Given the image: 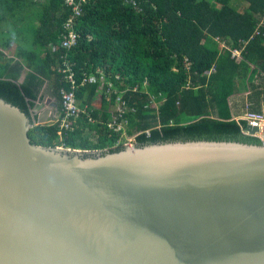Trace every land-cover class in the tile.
<instances>
[{"label": "water", "instance_id": "water-1", "mask_svg": "<svg viewBox=\"0 0 264 264\" xmlns=\"http://www.w3.org/2000/svg\"><path fill=\"white\" fill-rule=\"evenodd\" d=\"M43 101L35 119L0 98V264H264L262 128L244 130L260 145L44 148Z\"/></svg>", "mask_w": 264, "mask_h": 264}, {"label": "trees", "instance_id": "trees-1", "mask_svg": "<svg viewBox=\"0 0 264 264\" xmlns=\"http://www.w3.org/2000/svg\"><path fill=\"white\" fill-rule=\"evenodd\" d=\"M28 1L0 0V12L22 3L28 15L19 21L33 16L39 23L35 32L41 57L30 63L23 84L18 83L23 65L0 64V98L37 119L34 109L41 91L47 81L52 83L50 97L58 104L60 117L32 128L33 145L122 150L118 147L122 135L107 127L115 94L110 99L102 95L96 103L108 82L122 93L127 106L125 134L138 146L180 141L261 144L244 134L247 123L235 118L230 100L237 93L239 78L264 72V27H258L257 19L264 14V0H134L143 8L141 13L123 0H86L75 24L78 46L68 52L48 49L59 48L64 23L72 14L65 0ZM7 43L11 45L10 40ZM235 50H242L241 62L233 58ZM20 53L21 59L35 58L24 49ZM62 55L74 64L80 83L85 76L96 79L77 91L80 105L90 107L95 122L82 116L74 131L60 128V91L68 88L58 72ZM212 68L215 71L208 74ZM151 97L156 98L158 109L151 106ZM89 132L97 135L96 142L86 136Z\"/></svg>", "mask_w": 264, "mask_h": 264}, {"label": "built area", "instance_id": "built-area-1", "mask_svg": "<svg viewBox=\"0 0 264 264\" xmlns=\"http://www.w3.org/2000/svg\"><path fill=\"white\" fill-rule=\"evenodd\" d=\"M125 3H130L137 13H141L143 8L141 5H138L136 1L132 0H123ZM86 3V0H65L66 6H68L72 10L71 16L64 23L63 32L61 34V42L58 47L50 46V50L56 52L58 50L62 51H71L78 46V42L80 39L79 34L75 30V24L77 19L83 13V7ZM258 27L264 26V14L258 16ZM257 34L259 32L257 31ZM234 56L239 57L240 51L235 50ZM61 62L58 65V72L63 76L64 82L68 85V88H63L60 91L61 95V109H62V120L60 122V128L64 131H74V124L82 117L86 116L90 123H94V119L92 118L91 113H89L90 107L84 106L82 107L77 98V91L81 86H84L87 83H93L96 81L94 76L87 77L85 76L81 83L76 78V73L74 71V64H72L67 55H62L60 57ZM215 71V68H212L209 72L212 73ZM116 79H118L116 77ZM135 90V88L133 89ZM101 91L106 98H111L112 93L115 94V109L112 111L111 120L108 122L107 127L110 131L115 134H121L123 137H126V126L127 119H125L124 115L127 112L126 103L122 100V93L117 91L112 82L107 83V88H102ZM152 103L151 106L153 108L158 109V105L156 103V98L151 97ZM134 111L133 109L131 110ZM72 120V123L70 122ZM247 123V126L257 127L259 130H264V114L257 112H248L243 120ZM245 133V131H244ZM147 137H150V132H146Z\"/></svg>", "mask_w": 264, "mask_h": 264}, {"label": "crops", "instance_id": "crops-1", "mask_svg": "<svg viewBox=\"0 0 264 264\" xmlns=\"http://www.w3.org/2000/svg\"><path fill=\"white\" fill-rule=\"evenodd\" d=\"M29 1L38 3L37 0ZM5 31L6 30L3 28L0 29V32L4 33ZM7 44L8 43L5 40L0 42V64L3 66H6V64H10V66H12L16 63L23 65L24 70L18 80L19 84H23L30 72L28 66L30 63L32 64L33 58H30L29 60L21 59L22 54L20 53L17 44L13 41H11V45ZM219 46L221 49L225 48L224 44L220 43ZM48 49H50V46H48ZM238 51H240V56L235 57L233 53V58L238 60V62H241L242 50ZM207 73L211 74L209 71ZM230 104H232L235 118L239 121L243 120L248 112L264 114V72L258 71L254 78H251L250 75H245L242 78H239L237 93L233 96L232 100H230Z\"/></svg>", "mask_w": 264, "mask_h": 264}, {"label": "rangeland", "instance_id": "rangeland-1", "mask_svg": "<svg viewBox=\"0 0 264 264\" xmlns=\"http://www.w3.org/2000/svg\"><path fill=\"white\" fill-rule=\"evenodd\" d=\"M37 1L39 3H43L44 0H37ZM28 2H32V1H28ZM21 6L22 3L13 4L9 6L8 9L4 10L3 12H0V29L3 28L6 30L4 33L0 32V42H3L4 40L13 41L15 44H17L18 47H20V51L21 49H24L25 51L34 53L33 56L35 58L33 59H39L41 57L42 52L38 48L39 46L36 44V32H35V30L39 28V23L32 18L33 16L24 22L19 21L20 18L28 15L22 10ZM13 9L14 11H12ZM33 10L35 9L33 8ZM12 13H14V15ZM36 45L37 47H35ZM51 85L52 83H48L47 81V83L44 85L41 91L42 96L50 97ZM102 95L103 92L99 91L96 97V103L100 102ZM53 101L56 102L55 99H53ZM45 107H46V101H42L40 109L42 110ZM114 109L115 107H112V111ZM59 117H60V113L57 111V108L53 109L50 117V122H48V124L54 122L55 120H58ZM86 136L89 138L90 141L93 142L97 141V135L93 132L86 133ZM118 144H119L118 147L120 146L122 148H126V147L134 146L135 142L133 137L122 136Z\"/></svg>", "mask_w": 264, "mask_h": 264}, {"label": "flooded vegetation", "instance_id": "flooded-vegetation-1", "mask_svg": "<svg viewBox=\"0 0 264 264\" xmlns=\"http://www.w3.org/2000/svg\"><path fill=\"white\" fill-rule=\"evenodd\" d=\"M41 97H42V96H41ZM40 106H41V98H40V101H39V103H38V105H37V108H38V107L40 108ZM39 111L41 112L42 110L39 109Z\"/></svg>", "mask_w": 264, "mask_h": 264}]
</instances>
